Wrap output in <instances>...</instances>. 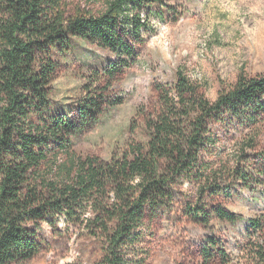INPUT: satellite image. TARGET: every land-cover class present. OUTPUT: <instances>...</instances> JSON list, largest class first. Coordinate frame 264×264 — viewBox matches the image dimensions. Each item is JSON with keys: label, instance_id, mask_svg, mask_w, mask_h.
Listing matches in <instances>:
<instances>
[{"label": "trees", "instance_id": "trees-1", "mask_svg": "<svg viewBox=\"0 0 264 264\" xmlns=\"http://www.w3.org/2000/svg\"><path fill=\"white\" fill-rule=\"evenodd\" d=\"M161 0H105L98 14H71L66 0H0V264H26L43 251L39 225H81L102 237L104 254L96 264H146L145 242L151 225L171 210L181 188H196L191 215L223 222L240 217L218 201L233 184L253 175L264 178V158L253 170L241 165L258 148L264 125V74L244 68L229 89L210 101L183 70L172 89L159 86V109L146 118L150 140H131L110 161L80 157L74 139L95 126L111 102L114 82L135 66L154 31ZM161 10V9H160ZM144 15V16H143ZM74 39L114 56L103 70L89 73L87 95L76 116L55 114L52 84ZM115 103L114 105H117ZM242 125L250 137L239 142V161L223 163L221 127ZM131 131L135 128L132 126ZM215 202L206 212L200 205ZM210 243L216 245L210 240ZM264 264V243L254 249ZM206 264L219 258L206 247Z\"/></svg>", "mask_w": 264, "mask_h": 264}, {"label": "rangeland", "instance_id": "rangeland-1", "mask_svg": "<svg viewBox=\"0 0 264 264\" xmlns=\"http://www.w3.org/2000/svg\"><path fill=\"white\" fill-rule=\"evenodd\" d=\"M161 2L163 6L157 4L156 10L163 19L152 18L154 31L147 34L138 63L109 91L111 102L118 104L107 105L99 122L74 139L77 156L110 161L124 155L131 140L147 144L151 134L146 118L159 109L157 88L172 89L179 70L198 84L210 101L235 84L242 68L251 77L264 74V0ZM66 3L71 14L98 15L105 10V0ZM58 60L62 67L52 84L51 104L55 114L72 118L87 95L89 73L103 70L114 56L98 45L74 39L70 51ZM219 132L223 163L234 167L239 161L238 146L250 137L251 130L240 125L221 127ZM263 158L264 125L257 150L250 151L240 164L256 170ZM257 175L248 185L235 182L231 193L219 198L221 205L240 217L235 223L212 214L206 225L202 212L191 215L198 196L193 185L185 184L173 208L163 211L150 227L146 264H206V247L214 255L223 251L227 256L226 263L216 258L212 264H262L254 252L264 243V178ZM214 205L207 200L200 207L210 212ZM39 226L44 249L26 264H96L102 259L103 238L90 235L83 226H69L64 221L55 228L48 223Z\"/></svg>", "mask_w": 264, "mask_h": 264}]
</instances>
